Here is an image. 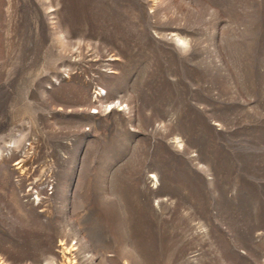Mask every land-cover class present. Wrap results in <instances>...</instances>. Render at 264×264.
Returning <instances> with one entry per match:
<instances>
[{"label":"rangeland","instance_id":"rangeland-1","mask_svg":"<svg viewBox=\"0 0 264 264\" xmlns=\"http://www.w3.org/2000/svg\"><path fill=\"white\" fill-rule=\"evenodd\" d=\"M0 264H264V0H0Z\"/></svg>","mask_w":264,"mask_h":264},{"label":"bare ground","instance_id":"bare-ground-1","mask_svg":"<svg viewBox=\"0 0 264 264\" xmlns=\"http://www.w3.org/2000/svg\"><path fill=\"white\" fill-rule=\"evenodd\" d=\"M184 38H185V37H184ZM184 38H183V37H179V39H180L181 41H183V42L185 41ZM184 43H185V42H184ZM186 43H187V42H186ZM21 170H22V168H21ZM39 193H40V192L37 191V193H36V197H35L36 200H40Z\"/></svg>","mask_w":264,"mask_h":264}]
</instances>
